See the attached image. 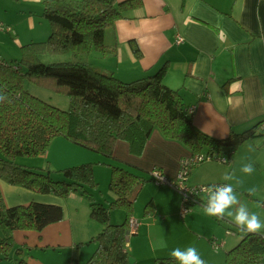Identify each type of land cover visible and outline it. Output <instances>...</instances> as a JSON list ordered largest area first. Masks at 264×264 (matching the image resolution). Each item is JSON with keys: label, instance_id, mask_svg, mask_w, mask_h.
Instances as JSON below:
<instances>
[{"label": "crops", "instance_id": "obj_1", "mask_svg": "<svg viewBox=\"0 0 264 264\" xmlns=\"http://www.w3.org/2000/svg\"><path fill=\"white\" fill-rule=\"evenodd\" d=\"M36 16L43 17L33 11L28 13L29 29L22 36L23 40H17L19 46L27 43L28 35L37 37L40 33L39 37H45L46 23L44 25ZM17 33L16 36L22 34L19 28ZM179 35L184 41L177 44L175 40ZM106 36L109 42L116 41L117 54H97L93 58L97 66L131 80L147 72H155L166 64L164 82L180 91L187 108L193 109L190 112L193 122L203 132L224 138L232 131L242 132L252 128L264 118V0H142V6L130 11L129 18L118 20ZM33 39L30 42L44 38ZM133 43L141 51L139 57ZM2 57L0 53V58L4 59ZM262 151L263 133L245 141L235 151L228 166L206 165L203 168L206 176L212 175L213 179L205 180L201 174L196 175L197 179L188 180V183L199 185L217 181L232 183L233 187H260L258 183L225 181L221 169L244 175L240 171L242 161L244 164L251 162L255 169L261 171L264 166ZM190 155L191 151L186 146L165 138L158 129L153 130L141 155L132 154L128 143L122 140L117 141L113 152L116 161L137 168L142 174H149L150 177V171L155 167L170 179H176L181 159ZM99 159L97 153L63 137H56L45 154L29 162L39 161V167L53 170ZM94 171L100 185L93 190L94 198L107 205L114 198L109 190L110 167L99 163ZM0 191L8 206L36 200L59 204L64 208L63 219L45 226L41 231L20 230L13 234L17 242L24 237L21 244H16L23 247V257L30 263L84 264L92 255L96 245L90 240L101 231L102 225L90 218V203L85 196L77 192L68 198L37 193L2 179ZM201 202L192 204L193 207L182 216V198L178 191L158 185L153 180L146 182L134 203L133 217L138 219L140 226L129 238L130 254L134 255L135 251L142 253L146 249V241H149L152 247L148 248L151 256L147 260L151 263L157 257H170L174 248L193 246L205 264H224L225 254L212 249V240L224 241V248L228 250L241 236H227L229 221L223 225L215 217L206 215ZM148 204L151 206L146 210ZM263 212L264 206H261L260 213ZM123 218L125 220V212ZM123 218L119 213L118 219ZM260 218L264 222V217ZM168 232L178 237L174 238ZM154 235L157 236L155 240ZM161 241L166 247L160 246ZM65 248L69 251L66 254L63 253ZM26 249L28 252L35 250V253L30 252L29 255L24 251ZM56 251L60 252L59 258L49 262L45 256L55 257ZM136 259L135 263H138ZM14 262L13 259L9 264Z\"/></svg>", "mask_w": 264, "mask_h": 264}, {"label": "trees", "instance_id": "obj_2", "mask_svg": "<svg viewBox=\"0 0 264 264\" xmlns=\"http://www.w3.org/2000/svg\"><path fill=\"white\" fill-rule=\"evenodd\" d=\"M140 6L142 0H43L41 15L51 27L48 38L22 44L18 61L0 58V94L6 97L0 102V179L37 193L68 198L77 192L89 200L90 216L102 229L91 239L96 248L84 264H132L128 251L129 220L138 194L152 179L115 160L117 141L127 142L130 152L139 156L153 130L158 129L165 138L186 146L191 155L206 153L216 160L226 156L225 163H231L241 144L264 134L260 129L264 118L252 128L232 131L224 138L200 130L180 91L164 82L166 64L155 72L125 80L93 62L97 54H117V43L107 40V31ZM133 46L139 57V47L134 43ZM46 55L69 57L45 62ZM27 81L65 94L68 108H59L33 95L25 88ZM56 137L97 153L99 161L59 170L18 161L20 157L45 154ZM99 163L111 167L109 190L114 198L107 205L96 201L93 195L98 188L94 165ZM113 208L124 210L122 223H112ZM63 217L64 208L59 204L32 200L8 206L0 191V260L33 264L23 257V247L15 243L14 232L41 231ZM225 220L229 221L227 230L241 238L226 251L224 264H264V231L248 233L231 219ZM154 263L176 264L171 256L157 257Z\"/></svg>", "mask_w": 264, "mask_h": 264}, {"label": "rangeland", "instance_id": "obj_3", "mask_svg": "<svg viewBox=\"0 0 264 264\" xmlns=\"http://www.w3.org/2000/svg\"><path fill=\"white\" fill-rule=\"evenodd\" d=\"M42 4H43V0H0V23L1 24H8L9 26L12 27V31H10L11 33L7 32V31L0 32V53H1V56H3L2 58H4L7 61H10V60L15 61L16 59H17V61L20 60L22 53H21L20 46L17 43V40L19 38L20 39L23 38L27 33L26 29H29L30 22H29V18H28V13H31L33 11V12H35V14L41 15ZM30 8H32L31 11H29ZM36 17H38V16H36ZM38 19L43 21L44 25L46 23L47 28H46L45 37H39L40 33H37V35H36L37 37H33V36L29 37V35H28V37L26 39L27 43L30 42L31 38H34L33 40H38L39 38H44L43 40H38V41H44L48 38V36L50 34L49 31H50L51 27H50V23L48 22V20L45 19L44 17H42V18L38 17ZM15 25H17V28ZM18 28L20 29L22 34L16 36V33L18 32ZM34 33H36V31ZM41 36H43V34ZM21 40H23V39H21ZM23 44H26V43H23ZM11 57H14L16 59H11ZM68 57H69L68 55H52V56L46 55L43 57V61L51 62V61H55V60L56 61L57 60H66V59H68ZM25 88L27 90H29V92H31L33 95H35V96H37V97H39L45 101H48V102L54 104L55 106H57L59 108L67 109L69 106V98L65 94L58 93V92H55L53 90H50V89H47L44 87H40L38 85L33 84L30 81H27L25 83ZM262 153L264 154V151H262ZM222 157H226V156H222ZM258 157H259V155L257 154V158ZM35 159H38V156L20 157V158H18V161L20 163L26 164L28 166H35V167L41 166V165H39L41 163L39 161L36 163H34V162L30 163L29 162L30 160H35ZM260 159L261 158H258V160H260ZM241 163L244 164L242 161H241ZM208 164H218V165H227L228 166L230 163L228 164V163H225L221 160H216V159H211V160H210V158L206 159V160L200 162L199 164H196L194 167H192L191 173L188 176V180H191V179L193 180L194 178L197 179L196 175L198 176L201 174H203V177L205 180L213 179L212 175L206 176V173L203 169ZM95 165H98V164H95ZM95 165H94V169H95ZM72 166H74V165H72ZM67 167H69V166H67ZM63 168H65V167H63ZM63 168H60V169H63ZM153 169H151V170H153ZM53 170H59V169L56 168ZM110 170H111V167H110ZM221 171H222L223 175L226 172H228V170H224V169H221ZM234 172L236 174L237 180H239L240 183H245V181H246V182H250V183H254V184H256V183L259 184L260 187H234V189L238 193V198L240 199L241 203L245 204L248 207V209L250 210V212L256 213L259 217H264V212L260 213V207L262 205H264V183H263V181H264V166L261 169V171L255 169V171L251 175H245V174L241 175L237 171H234ZM94 175H95V171H94ZM95 179L98 182L96 177H95ZM233 181L236 182V180H233ZM213 183H221V182H217V181H212L210 183L204 182V183H199V185H208V184H213ZM221 184H226V183H221ZM99 186L100 185L98 184V187ZM251 189H255V191L252 192V191H250ZM205 200H206V198H205ZM191 205H189V210H190V208L193 207V205L192 206ZM112 212H113L112 213L113 216L111 217L112 223L120 224L124 221V218H123L124 210L123 209L113 208ZM119 213H122L123 219H118ZM90 218H91V216H90ZM92 220H94V219H92ZM117 220H120V221H117ZM94 221H96V220H94ZM220 221L222 222L223 225L228 224L227 220H225V219L220 220ZM261 221H262V219H261ZM96 222H98V221H96ZM220 228L222 230L224 229L222 226H220ZM19 231L20 230H16L14 233H17ZM168 233H170V232H168ZM170 234L174 238L178 237L175 234L174 235L172 233H170ZM234 235L235 234H227V236H230V237H233ZM166 237L168 238V236H166ZM23 238L24 237H21L20 238L21 241L19 240L18 242L14 238V241L17 244H21L25 240V239L23 240ZM155 239H157L156 235L153 236V240H155ZM239 240H240V238H239ZM27 241H28V238H27ZM146 242H147L146 249H144L142 251V253L135 251V254H134L135 256L132 255V258L134 260H137L136 258H138V263L136 262L135 264H152V263L155 264L154 262L151 263L147 260L151 256L150 254H148V248L152 247V243H150L149 241H146ZM90 243H94V242L93 241L91 242V240H90ZM154 243L156 244V241ZM95 245H96V243H95ZM211 247L215 252H219L222 255H224L225 250H227V248H224V245L220 246L217 250L214 249L212 245H211ZM24 251L28 252V249H26ZM30 252H32V254H33V253H35V250H33V251L31 250ZM30 252H28L29 255H31ZM68 252L69 251L66 250V248L63 251L64 254H66ZM49 253H52V252H49ZM54 254H55V257L51 255V258H50V256L47 255V256H45V258H48L49 262H51V259H53V260L58 259L60 256V252L56 251V252H54ZM23 256H24V252H23ZM10 262H11V260H8V259L0 260V264H9Z\"/></svg>", "mask_w": 264, "mask_h": 264}, {"label": "clouds", "instance_id": "obj_4", "mask_svg": "<svg viewBox=\"0 0 264 264\" xmlns=\"http://www.w3.org/2000/svg\"><path fill=\"white\" fill-rule=\"evenodd\" d=\"M5 99L6 97L0 94V102ZM181 163L186 164L187 161H181ZM240 171L245 175H251L255 171V167L251 162H248L243 164ZM157 179L162 180L163 177H157ZM223 179L225 181L236 180L237 183H240L236 178L235 172H226ZM206 191L208 193L207 203L204 206L206 215L215 217L218 220H224L226 217L230 218L241 231L248 233L255 234L264 230V222L261 221L256 213L250 212L248 207L241 203L232 183L213 185L208 187ZM250 191L254 192L255 189ZM160 246L166 247L163 241H161ZM170 255L176 264H205L197 249L193 246H189L186 249L174 248Z\"/></svg>", "mask_w": 264, "mask_h": 264}, {"label": "built area", "instance_id": "obj_5", "mask_svg": "<svg viewBox=\"0 0 264 264\" xmlns=\"http://www.w3.org/2000/svg\"><path fill=\"white\" fill-rule=\"evenodd\" d=\"M12 31V28L10 26H7L5 24L0 23V32ZM184 41V38L179 35L177 36L175 42L177 44H180ZM192 108H188V112H192ZM260 129L264 131V120L260 125ZM211 156H209L206 153H200L195 155H190L187 157H183L181 161H187L186 164H182L180 161V169L179 173L176 177V179H170L167 177L163 171L160 168H154L150 171L151 179L158 185H167L171 188L178 191L182 198V204H181V215L185 216L189 211V205L199 203L203 199V203L206 205L208 193L206 189L208 187H211L213 185H221V183H215V184H208V185H190L188 183V176L190 174L191 168L195 166L196 164H199L200 162L209 159ZM211 159V158H210ZM218 160H221L223 162H226L227 158L222 157ZM157 177H163L162 180L157 179ZM206 198V200H205ZM201 202V204H203ZM140 223L137 218L131 217L129 220V233L128 235L131 236L132 234L136 233L139 229ZM227 234H234L232 231L227 230ZM223 241H217L215 239L212 240V246L214 249H218L220 246H223ZM70 264H76V263H70Z\"/></svg>", "mask_w": 264, "mask_h": 264}, {"label": "water", "instance_id": "obj_6", "mask_svg": "<svg viewBox=\"0 0 264 264\" xmlns=\"http://www.w3.org/2000/svg\"><path fill=\"white\" fill-rule=\"evenodd\" d=\"M131 263H132V264H134V263H135V260H134V259H132V260H131Z\"/></svg>", "mask_w": 264, "mask_h": 264}, {"label": "bare ground", "instance_id": "obj_7", "mask_svg": "<svg viewBox=\"0 0 264 264\" xmlns=\"http://www.w3.org/2000/svg\"><path fill=\"white\" fill-rule=\"evenodd\" d=\"M261 124V123H260ZM219 155V154H218ZM221 156V155H220ZM215 157V156H214ZM213 158V157H212ZM211 160V159H210ZM218 160V159H217Z\"/></svg>", "mask_w": 264, "mask_h": 264}]
</instances>
